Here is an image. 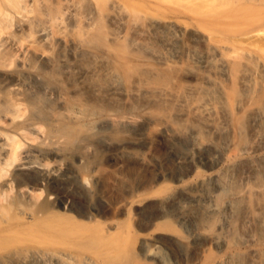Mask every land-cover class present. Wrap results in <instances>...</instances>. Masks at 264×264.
Wrapping results in <instances>:
<instances>
[{"label": "bare ground", "instance_id": "obj_1", "mask_svg": "<svg viewBox=\"0 0 264 264\" xmlns=\"http://www.w3.org/2000/svg\"><path fill=\"white\" fill-rule=\"evenodd\" d=\"M219 1L0 0V255L112 264L126 244L119 192L159 169L179 189L137 212L156 227L134 245L144 264L168 254L174 264H264V158L254 157L264 151V33L231 39L210 27ZM126 5L141 6V23ZM254 41L248 53L262 56L251 71L252 55L233 48ZM155 143L165 159L131 153ZM231 147L221 175L198 192L180 186ZM169 165L177 174L161 171Z\"/></svg>", "mask_w": 264, "mask_h": 264}, {"label": "rangeland", "instance_id": "obj_2", "mask_svg": "<svg viewBox=\"0 0 264 264\" xmlns=\"http://www.w3.org/2000/svg\"><path fill=\"white\" fill-rule=\"evenodd\" d=\"M82 1V7L86 6L88 4V0H81ZM100 5L103 6L105 3V0H100ZM144 1H150V0H135L136 2H144ZM153 2H158L160 9H166V7H172V8H181V9H191L193 8V1L194 0H152ZM96 2V1H95ZM97 3V2H96ZM162 3V4H161ZM218 7H215L213 10L215 12H218V21L217 23H211L209 24L210 27H213L212 25H216V28L225 34L230 35L231 39H238L245 36L246 33H255L251 32L254 30H259L262 33H264V0H220L217 4ZM127 12L130 15L128 17L130 23L136 22L141 23L142 17L146 12L141 11V6L137 5H126ZM159 9V8H158ZM162 10V11H163ZM153 11V10H152ZM148 9V12H151ZM157 9L153 12L155 13ZM186 21L190 22L189 19H186ZM183 23V22H182ZM211 29V28H210ZM111 30V29H110ZM109 30V31H110ZM203 33L206 35H210L211 30H205L200 29ZM228 32V33H227ZM264 39V36H263ZM260 42L254 41L252 45H250V48L247 49L246 45L239 44L233 48V54H250V66L249 69L251 71L256 70L259 68L258 58L262 56L260 53H248L249 50H256ZM226 137H224L225 140ZM223 142V141H222ZM228 148L226 150V160L222 162L221 165L218 167H215L211 170L201 169L198 172H191L188 177H186L185 181L182 182L180 185L181 187L188 188L192 192H198L201 187L200 183H203L205 181H208L212 176H218L221 175L222 172H224V169H226L230 162L232 161V155L234 154V149ZM136 151V152H135ZM142 154L147 159H165L164 157V151L160 149V147L155 143L151 148L149 149H142L137 148V150H133L131 153L133 154ZM185 151V149H184ZM195 155V153H191ZM127 155L126 157L129 158ZM255 158H264V151L257 156H254ZM198 155H196V160H198ZM168 163H165L167 165ZM245 168V165L238 167L236 169L237 172H241ZM170 175L177 174V170L175 167L172 166H166L164 170ZM169 170V171H168ZM159 169H151L150 171H142L139 173V176H137L136 179L129 181L124 188L119 192L121 196L128 198V203L123 210L122 213L118 216V221L120 222L122 232V239L125 241V246L123 247L122 257L123 258H114L112 264H144L145 257L143 253L138 249H135L134 245L138 241L141 234H145L149 232L151 229L152 231L156 227L149 228L146 221L143 219L141 214H138L139 209L141 208V205L143 204H153L154 198L161 193V196L168 197L170 195L176 194L179 187H177L173 182H170L168 185L167 183H163L162 181L157 180V175L159 174ZM149 181V182H148ZM223 192V191H222ZM220 193V198L222 197L223 193ZM12 195L15 194V191L11 192ZM92 203L98 204V200L96 196L92 197ZM161 222V220H158L156 224ZM174 228L186 235L184 232V229L178 225L175 224ZM186 250V255L189 260L195 257L196 254V248L192 246H187L184 248ZM242 258L244 257V253L246 252L245 249L240 250ZM18 253V251L16 252ZM171 255V254H170ZM167 260L168 264H174V261L172 258L168 255ZM0 264H14L13 259L10 257H4L0 255Z\"/></svg>", "mask_w": 264, "mask_h": 264}]
</instances>
